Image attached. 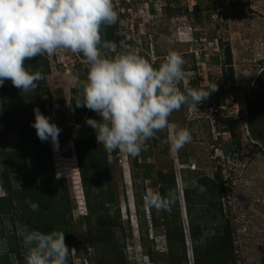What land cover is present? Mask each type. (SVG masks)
<instances>
[{
    "label": "rangeland",
    "instance_id": "374dc122",
    "mask_svg": "<svg viewBox=\"0 0 264 264\" xmlns=\"http://www.w3.org/2000/svg\"><path fill=\"white\" fill-rule=\"evenodd\" d=\"M155 3V8L151 5L149 15L141 5H135L130 20L123 19V25L118 20L114 24L115 39L135 49L154 67L164 60L170 50H176L186 61L184 78L178 87L205 88L210 83H216L217 88L197 107L182 105L169 117L170 122L189 128L192 134L191 142L176 153L169 152L167 129L146 141L144 149L135 157L105 150L110 186L117 204L110 212L114 214L117 207L120 213V226L114 231L117 237L123 236L121 243L124 244L125 261L127 264H170L161 210L152 209L144 201L148 191L157 192L149 183L161 170L173 174L177 186V206L173 211L178 212L176 219L184 233L187 258L186 263L180 264H194L191 220L194 224L205 226V235L213 234L216 228L227 222L235 264H264V151L247 135L245 119L247 91L255 75L264 67V0H229L223 13L219 10V0H155ZM140 8L145 12L136 10ZM130 23L133 24L132 29ZM119 26L125 30L122 35L118 32ZM120 42L113 52L105 55L119 54L122 51ZM226 46L231 51V64L223 67L216 59L225 61L223 50ZM57 58L61 61L49 59V70L43 74L44 79L34 91L35 98L25 102L24 109L29 119L24 124L36 134L31 125L35 118L33 109L39 108L60 128L56 150L49 140L50 163L56 178H66L72 209L73 225L69 230L77 238L79 251L70 247L69 264H115V260L105 257L100 260L94 255L93 249L88 246L87 229L79 223L87 208L75 146L70 138L84 127L70 120L69 104L70 90L79 83L83 85L88 66L68 50L62 49L61 56ZM229 66L233 71V81L229 79ZM40 102L43 103V111ZM232 115L238 120L236 138L239 144L235 152L232 150L237 146L236 139L223 124V120ZM2 116L0 106V121ZM14 138L13 134H9L3 139L6 149L14 147ZM61 144H67L64 155L59 149ZM134 159L137 166H133ZM143 162L149 163L152 168L146 180L145 168L138 166ZM217 167L221 168L226 192L221 199L224 216L212 219V209L208 210L210 205L205 198L201 203H194L189 213L184 199L185 186H190L194 178L202 175L213 177ZM2 168L0 166V171ZM11 180L14 184L13 177ZM142 181L146 187L144 190L141 188ZM4 193L0 176V195ZM136 193L138 202H142L144 207V217L133 205ZM14 214L19 222L12 224L13 221L4 220L10 236L17 235V224L26 225L29 229L31 225L38 224L31 218L20 223L22 215L17 210ZM67 238L72 244V237ZM4 241L0 238V243ZM148 248L151 255L146 252ZM23 251L26 250L23 248ZM11 262L17 264L12 256Z\"/></svg>",
    "mask_w": 264,
    "mask_h": 264
},
{
    "label": "clouds",
    "instance_id": "9594fccd",
    "mask_svg": "<svg viewBox=\"0 0 264 264\" xmlns=\"http://www.w3.org/2000/svg\"><path fill=\"white\" fill-rule=\"evenodd\" d=\"M117 23L113 0H0V85L10 80L21 92H34L44 77L26 66L25 60L68 50L88 66L82 100L78 99L76 106H84L99 117L85 119L95 131L98 145L135 157L146 141L167 129L169 152L176 153L191 142L192 134L189 128L170 122L169 117L182 105L197 107L217 85L178 87L186 61L176 50H170L155 67L123 41L119 54L106 56L116 44L102 40V26ZM33 111L31 126L37 137L58 148L60 128L39 108ZM191 185L204 191L196 180ZM176 198L174 190L163 195L148 191L144 201L157 211H170ZM26 203L33 211L39 207ZM16 232L26 250L24 264H69L71 249L65 243V232H42L20 224Z\"/></svg>",
    "mask_w": 264,
    "mask_h": 264
},
{
    "label": "trees",
    "instance_id": "16d2710c",
    "mask_svg": "<svg viewBox=\"0 0 264 264\" xmlns=\"http://www.w3.org/2000/svg\"><path fill=\"white\" fill-rule=\"evenodd\" d=\"M119 42V39L116 38L114 41L116 47L119 46ZM223 51L225 61L219 62L217 58L216 62L225 67V65L231 64V51L228 46ZM25 64L32 71H39L42 75L49 70L47 55L34 56L25 60ZM229 79L234 80L231 67L229 68ZM34 98V92L23 93L14 87L10 80H5L4 84L0 85V106L3 111L2 121H0V166L3 168L0 171V176L5 191L3 195H0V238L5 239L0 243L1 248L3 247V251L0 252V264H11V256L17 261V264H24L25 252L19 242V237L15 233L10 236L4 225L5 218L13 221L12 224L19 222L14 216L15 210L22 215L20 223L27 222V218L38 223L31 225L30 229L42 232L56 229L65 232L66 245L69 249L73 246L77 252L79 251L77 238L69 230L70 227L72 228L73 220L68 188L65 183L66 178L54 176L50 163L49 140L42 142L24 124L29 119L24 109L25 102ZM78 99L82 100V85L80 83L76 88L70 90L69 104L70 120L74 124L84 127L79 130V134L70 138L75 146L87 208V212L80 216L79 223L87 229L88 246L93 249L97 258L101 260L105 257L111 261L115 260V264H127L123 254L124 244L121 243L123 236L117 237L114 231L115 227L120 226V213L117 207L114 214L110 212L112 207L117 204L115 193L110 186L107 155L103 146L98 145L95 131L85 124L86 118L98 119V116L84 106L77 107ZM40 108L43 111L42 102H40ZM223 124L227 125L232 138L236 139L235 145L237 146L232 150L235 152L239 144V140L236 138L238 120L233 116H227L223 120ZM9 134H14L16 140L12 149H6L4 146L3 139ZM66 147L67 144H61L59 147L61 154H65ZM115 153L117 152L114 150ZM115 159L117 160V157ZM133 166H137L136 159H134ZM138 166L145 168L144 180L148 179V173L152 169L151 165L143 162ZM12 177L14 184L11 180ZM17 178L18 181H15ZM222 178L221 168L217 167L213 177L202 175L193 179L196 180L198 186H203L204 191L201 192L192 185L185 186L184 199L189 213L194 203H201L200 201L205 198L207 199L205 202L210 205L208 210L212 209L210 210L212 219L219 215L224 216L221 199L226 192ZM149 185L156 188V191L162 195L169 190H174L178 196L173 174H166L160 170ZM141 188L142 190L146 188L143 181ZM26 201L38 204V209L31 210ZM134 201L133 205L138 207L137 211L144 217V207H142V202H138V193L134 194ZM176 206L175 201L170 211L161 210L170 264L187 262L184 233L176 219L178 212L173 211ZM204 227L201 223L194 224L192 220L190 221V235L194 242V264H235L229 224L226 222L221 228H216V232L211 235L203 234ZM68 236L72 237V244L69 242ZM146 252L151 255L149 248Z\"/></svg>",
    "mask_w": 264,
    "mask_h": 264
},
{
    "label": "water",
    "instance_id": "95a60500",
    "mask_svg": "<svg viewBox=\"0 0 264 264\" xmlns=\"http://www.w3.org/2000/svg\"><path fill=\"white\" fill-rule=\"evenodd\" d=\"M101 31L102 40L115 41L114 24L109 27L102 26ZM245 119L250 140L257 142L264 151V67L255 75L247 91Z\"/></svg>",
    "mask_w": 264,
    "mask_h": 264
},
{
    "label": "built area",
    "instance_id": "2783aa9c",
    "mask_svg": "<svg viewBox=\"0 0 264 264\" xmlns=\"http://www.w3.org/2000/svg\"><path fill=\"white\" fill-rule=\"evenodd\" d=\"M229 2V0H219V10L223 13V10H224V6ZM113 3H114V6H115V9L117 10L118 12V20H123V19H127V20H130V16L132 15V12L134 10V6L136 5H141L145 11L147 12V14L149 15L150 12H151V5L154 6L155 8V0H113ZM138 12H145L144 10H141L140 9H136ZM136 11V12H137ZM221 13V14H222ZM120 22V21H119ZM123 21H122V25H123ZM130 29L133 28V24L130 23ZM125 28V27H124ZM119 34L122 35L125 33V30L123 29V26H119ZM114 50L112 51H109V52H113ZM108 53V52H107ZM62 54V49L61 50H57V52L53 55H49L48 58L51 60H59L60 58H57V56H61ZM75 56L80 60V58L78 57V55L75 54ZM245 109H246V105H245ZM233 116V115H232ZM234 117V116H233ZM235 118V117H234Z\"/></svg>",
    "mask_w": 264,
    "mask_h": 264
},
{
    "label": "bare ground",
    "instance_id": "6f19581e",
    "mask_svg": "<svg viewBox=\"0 0 264 264\" xmlns=\"http://www.w3.org/2000/svg\"><path fill=\"white\" fill-rule=\"evenodd\" d=\"M83 61V60H82ZM246 133H247V131H246ZM247 135H248V133H247ZM253 143H255V144H257V145H259L257 142H255V141H253V140H251ZM53 146V145H52ZM260 146V145H259ZM56 150V149H55ZM79 179H80V177H79ZM78 202V201H77ZM79 203V202H78ZM83 204V203H82ZM81 204V205H82Z\"/></svg>",
    "mask_w": 264,
    "mask_h": 264
},
{
    "label": "crops",
    "instance_id": "0c3cea01",
    "mask_svg": "<svg viewBox=\"0 0 264 264\" xmlns=\"http://www.w3.org/2000/svg\"><path fill=\"white\" fill-rule=\"evenodd\" d=\"M13 136H14V134H13ZM15 139V138H14ZM15 145V144H14ZM9 149H12V148H9Z\"/></svg>",
    "mask_w": 264,
    "mask_h": 264
}]
</instances>
